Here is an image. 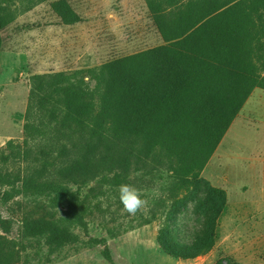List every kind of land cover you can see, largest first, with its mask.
<instances>
[{"label":"rangeland","instance_id":"1","mask_svg":"<svg viewBox=\"0 0 264 264\" xmlns=\"http://www.w3.org/2000/svg\"><path fill=\"white\" fill-rule=\"evenodd\" d=\"M238 1L0 0V264H264V90L247 82L264 53ZM59 74L71 117L113 109L103 147L36 104L34 78ZM121 184L146 200L135 215Z\"/></svg>","mask_w":264,"mask_h":264},{"label":"trees","instance_id":"2","mask_svg":"<svg viewBox=\"0 0 264 264\" xmlns=\"http://www.w3.org/2000/svg\"><path fill=\"white\" fill-rule=\"evenodd\" d=\"M233 10L238 11L239 15H242L246 11L244 13L246 19H253L254 17L258 19L261 37L255 45L250 48L249 55H254L258 59H261V53H264V2L261 0H240L235 4ZM209 20H207L206 23ZM104 69L105 68H103L102 71ZM209 78L211 77L208 74L202 75L198 83ZM64 79L65 74L38 76L34 78L33 95H35L37 99L36 104L47 106L48 112L60 117L62 121L63 119L61 117L65 119L71 118L68 126L72 128L71 135L72 140H76L75 147L79 145L87 147V149H93L98 146L103 147L105 140L114 134L118 128L113 109L110 105L99 104V102H97L93 104L92 110L88 112V115L83 121H81L79 117H71L68 114V111H71L69 102L70 87H63L62 81ZM247 82L252 89L260 88L264 90V75H259L257 67H251L247 70ZM102 89V84H99L97 90H95L93 94V98L100 97Z\"/></svg>","mask_w":264,"mask_h":264},{"label":"clouds","instance_id":"3","mask_svg":"<svg viewBox=\"0 0 264 264\" xmlns=\"http://www.w3.org/2000/svg\"><path fill=\"white\" fill-rule=\"evenodd\" d=\"M119 200L122 205V213L135 215L146 204L141 192L131 184H121L119 186Z\"/></svg>","mask_w":264,"mask_h":264}]
</instances>
